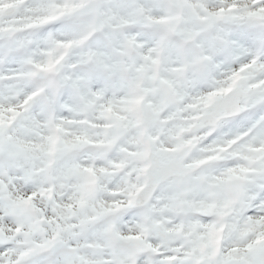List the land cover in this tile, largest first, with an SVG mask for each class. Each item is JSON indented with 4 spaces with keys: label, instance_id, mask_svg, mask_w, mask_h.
Masks as SVG:
<instances>
[{
    "label": "snow or ice",
    "instance_id": "6c2138e0",
    "mask_svg": "<svg viewBox=\"0 0 264 264\" xmlns=\"http://www.w3.org/2000/svg\"><path fill=\"white\" fill-rule=\"evenodd\" d=\"M0 264H264V0H0Z\"/></svg>",
    "mask_w": 264,
    "mask_h": 264
}]
</instances>
